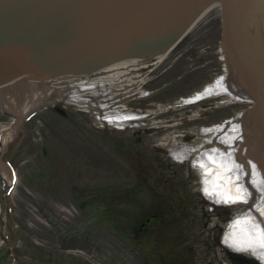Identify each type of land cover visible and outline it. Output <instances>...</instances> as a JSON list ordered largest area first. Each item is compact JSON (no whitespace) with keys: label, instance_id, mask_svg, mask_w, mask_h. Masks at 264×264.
Wrapping results in <instances>:
<instances>
[{"label":"rangeland","instance_id":"obj_1","mask_svg":"<svg viewBox=\"0 0 264 264\" xmlns=\"http://www.w3.org/2000/svg\"><path fill=\"white\" fill-rule=\"evenodd\" d=\"M221 12V7L211 6L187 31L197 42L215 41L218 49L220 26L224 32ZM262 37L263 46V33ZM215 54L216 61L198 66H169L163 80L182 71L192 75L207 71L208 81L224 73L212 85L225 84L227 93L240 100L214 107L219 96L226 98L221 92L181 103L205 84L187 78L176 86L184 89V96L162 100L129 94L124 104L135 114L122 121L116 119L118 108L103 115L98 109L100 119L77 99L66 100L59 88L46 91L33 107L62 102L69 107L68 115L47 106L33 114L35 108L18 112L17 133L0 149V254H5L0 264H229L221 244L213 241L212 236L218 235L229 250L256 256L264 264L260 256H264V204L260 205L264 172L258 167L264 161L260 156L264 143L256 139L259 124L251 116L257 110L255 95L238 81V71L227 68L225 57L219 71V50ZM214 62L218 66L212 68ZM226 71L233 75L232 84ZM151 87L144 80L139 88ZM256 87L264 98V86L258 82ZM34 91L29 92L33 97ZM9 93L18 101L25 88L0 87V130L14 120V111L8 110ZM151 99L159 102L152 104ZM21 100L23 105L25 98ZM141 109L148 115L139 116ZM153 109L161 114L150 116L147 111ZM221 119L219 128L212 125ZM204 124L206 131L200 128ZM186 145L188 158L177 159L174 153L182 149L184 153ZM216 147L232 155L225 162L229 171L225 175H232L246 190L240 204L211 199L206 192L222 189L212 181L203 182L208 169L204 164L215 162L211 150L214 153ZM207 149L208 159L203 153ZM221 165L217 162V168ZM255 204L253 213L247 212ZM153 212L157 214L146 220ZM229 226L238 229L230 230L229 238L238 236L252 253L225 241Z\"/></svg>","mask_w":264,"mask_h":264},{"label":"water","instance_id":"obj_2","mask_svg":"<svg viewBox=\"0 0 264 264\" xmlns=\"http://www.w3.org/2000/svg\"><path fill=\"white\" fill-rule=\"evenodd\" d=\"M215 1L223 6L226 46L233 48L239 28L245 40L259 43L248 22L261 0H0V85L21 75L43 79L162 53ZM239 78L257 93V82L245 72ZM255 108L264 110L261 95Z\"/></svg>","mask_w":264,"mask_h":264},{"label":"bare ground","instance_id":"obj_3","mask_svg":"<svg viewBox=\"0 0 264 264\" xmlns=\"http://www.w3.org/2000/svg\"><path fill=\"white\" fill-rule=\"evenodd\" d=\"M261 2L262 0L260 1L258 7L256 8L253 16L249 18L250 22H248L249 25L252 27V30L254 31V33L256 32L255 35L258 36L259 43H256L255 41V43L253 44L252 42L254 41L248 42V40H245L244 36L241 34L242 29L239 28L240 24L234 27L233 21H232L231 22L232 24H230L231 25L230 27H233L234 29L237 27L239 28L237 32V37L239 39L237 38L236 41L234 39L230 40V43L233 46V48L231 46H230L231 48L228 46H225L223 52H224L225 60L227 62L226 65L229 70L236 71V67L238 64L239 68L237 69V71L239 74H236L238 77L237 78L238 81L240 79L239 77L241 76V73L245 72L247 74L249 81L253 82V84L258 81L261 85L264 86V63H263L264 62L263 61L264 60L263 58L264 57V45L263 46L261 45L263 42L262 33L264 35V5H263L264 3H261ZM211 6L221 7V11H223L222 2L215 1L205 10H203L200 14H202L204 11H206ZM221 13L223 15V12ZM195 19L192 21V23L195 21ZM192 23L183 32L181 37H183L185 32L188 30V28L192 26ZM222 25L224 26L223 16H222ZM245 43H247V45L242 50L244 51L242 54L243 57L238 58L237 51L239 50L240 45L245 44ZM171 47H169L167 50L163 51L162 53H158L154 56L143 55V56H134V57H126L122 59H117V60H114L112 62H109L107 64H104L98 68H95L87 72H83V71L82 72H69V73L53 75L51 77H47L43 79L39 77H33L32 75L27 74V75H21L20 77H16L4 83L3 85H0V87L12 85V86H15V88L16 87L21 88V89L22 87L25 88V95H20L22 98L23 97L25 98L23 105H20L22 103V100H21L22 98L20 99L18 97V101H17L16 100L17 97L15 98V96L9 93L10 96L7 98V101L9 103L10 108L8 110L11 109L14 111V120H12V122H10L9 124L5 123L3 128L0 130V149H2L3 146H5L7 142H9L17 133V121H18V116H19L18 112L20 111L23 112L24 110L35 108L33 107V105L36 103V101L42 100L43 96L46 94V91H48L49 89L50 90L53 88L63 89V87L65 89L67 88L65 85H68V84L70 88L64 94H67V96L70 98L69 100L73 102L77 99L81 105H84L85 107L90 109V111H95L97 115H99L98 118L100 119L103 118L99 114L98 109L102 110V108H105V107L107 108L105 110L106 112H112L113 109L118 108L116 119H118L119 121L130 118L129 115L132 116V112L133 114H135L134 111L132 110L130 111L126 104L124 103L121 104L120 99L124 98L123 96L130 90L132 91L134 89L138 90V88L140 87L142 82L145 80V77L147 75L146 72L148 71L149 62L150 61L154 62L155 59L162 58V56L165 55ZM244 68H246V71L244 70ZM29 83L31 84L32 87L28 85ZM21 85L22 87H20ZM40 85H43L45 86V88H48V89L45 90V88H42V86L39 87ZM72 87L74 89L73 94H71V90H70ZM221 87L224 90L226 88V85L223 84ZM31 89L35 90L34 93H36L37 96L33 97V95H31L32 93H29ZM252 91H253V94L255 95L254 100L256 102L258 94L255 92V90H252ZM196 97H191V99L194 100V98L196 99ZM121 102H124V101H121ZM42 103L44 104V102ZM37 107H39V104ZM42 107H39L37 110L42 109ZM251 116L256 117L257 124H259V129H258L259 133L256 135V139L258 138V140L261 143H264V110L258 111L257 109L255 113L254 112L251 113ZM238 117L240 116L238 115ZM203 131H206V129H204ZM221 137L224 138V135ZM187 149H188V146L186 147V151L184 153H183L184 149L178 150L179 152L176 151L175 153L172 150V153H174L177 159L181 157L182 159L186 160V158H188ZM212 150H211V154L212 156L215 157V162H213L212 160L211 161L207 160V163L205 162L206 164L204 165H206L208 169H206L207 174L205 176L203 175V182L212 181L218 184V186L222 189L220 191H214L209 188L207 189L206 192L208 193V196L211 199H216L220 201L227 200V202L230 203V205L232 206L234 204L237 205L239 201H241L240 198H243L241 196H245L246 190L244 189L242 184H239L238 182L233 181L232 175L230 176L225 175L229 173L228 167L227 165H225V162L228 160L230 161L232 159V155L228 153L225 149L224 150L219 149L218 147L215 148L214 153H212ZM203 153H205L204 157L206 156V159H208V156H210L208 149L205 152L203 151ZM222 153L226 157L225 156L223 157ZM192 154L194 155L195 151H193V153L191 152V155ZM260 156L261 158L264 159V153ZM217 162L218 164L220 163V165L222 164L220 169L217 168ZM258 167L261 172H264V161H262V163L260 162ZM4 169H5V172H7V174L11 178L12 175L11 173L8 172L6 166L4 167ZM223 182H227V183L224 184ZM234 188H235V191H233ZM225 191L227 193L224 194L223 192ZM241 192L242 194H239ZM262 194L263 193L261 192L259 196H261ZM255 200L258 201L257 196H255ZM263 204L264 203L260 202L261 207L263 206ZM256 206L257 204H255V206L252 208L251 211H247V212L253 213L252 211L255 209ZM245 218L246 220H248L247 216ZM228 229L229 230L227 231V234L225 233L226 242H228L232 246H235L236 248L247 250L251 253L252 251H254L249 246L248 247L244 246L245 244H243V242H239V241H244V240H239L238 236L236 240H233V239L231 240V238H229L228 235H229L230 230H233V231L238 230L236 226H233V227L231 226V228L229 226ZM260 256L263 257L264 259L263 254H261Z\"/></svg>","mask_w":264,"mask_h":264},{"label":"flooded vegetation","instance_id":"obj_4","mask_svg":"<svg viewBox=\"0 0 264 264\" xmlns=\"http://www.w3.org/2000/svg\"><path fill=\"white\" fill-rule=\"evenodd\" d=\"M221 24V23H220ZM223 31H222V26H220V37L218 39V49L215 48V44L216 42H207L206 40L205 41H196L194 40V36H192V32L189 30L187 32H185V34L183 35V37H180L176 42L175 44L169 49V51L162 56V58H158V59H155L154 62H149V67H148V71L146 72L147 73V77L145 78V81L146 82H149V84H153L154 87H151V88H148V90H144L143 88H138V90H130L129 92H127L123 97L124 98H119L120 99V103H124V102H121V101H125L129 94L132 96V94H135V96H143V95H149V97H156V98H159V99H165V100H168L169 97H172V96H175V95H180V96H184L182 95V93H184V89L180 90V88H176V86L183 80L185 81V79H189L190 81H193V80H197L198 82H195V84H199V83H205L204 84V87L201 88V90H198V91H195L193 92L190 96H189V100H188V97H183L181 99V103H185V102H194V101H198L202 98H207L208 96H217L219 95L221 92H223V94L226 95V98L225 100L219 96L220 98L217 99L216 103L214 104V107H218L220 104H222L223 102H234V101H237V100H240V97L239 96H236L235 95H231L230 93H227L229 92L228 90L226 91L225 89L223 90L222 87L219 85V84H216V85H212V82H214L217 78H222V75L224 74H220L219 76L215 75L212 77V79L210 81H208V75L209 73L207 71H202L200 73L198 72H195L194 75L192 74H184L185 71H182V72H177V73H171V76L168 80H163V77L165 76V69L168 68L169 66H172L174 64H178V65H193L192 67L194 66H198L200 64H204L206 62H212V61H216V54H215V51L219 50V57L221 58L220 59V70L219 71H222L223 68H224V63L223 62V59H224V56L222 55L223 53ZM238 58H240L238 55H237ZM152 63V64H151ZM151 64V65H150ZM212 66V68H215L216 66H218V63H210ZM152 66V67H151ZM151 67V68H150ZM142 68V67H141ZM233 68V67H232ZM238 64H237V67H236V71L237 72V69H238ZM150 70V71H149ZM213 71H216V70H212ZM226 74H227V77L228 78V83L232 84L234 81V78H233V75H231V73L229 71H226ZM198 76V77H197ZM227 79V78H226ZM207 80V81H206ZM213 80V81H212ZM231 80V82H230ZM189 81V82H190ZM211 82V83H210ZM209 83L211 85H209ZM193 84V83H192ZM194 85V84H193ZM208 85L210 87H208ZM149 86V85H148ZM206 86V87H205ZM142 87V86H141ZM221 87V88H220ZM232 86L230 85H227V88L230 89ZM70 88L67 87L64 89H59V93L60 94H63V97H65L66 100L70 99L67 94H64L68 89ZM233 89V87H232ZM250 89V88H249ZM71 90V94H73V87L70 89ZM143 90V91H142ZM141 91V92H140ZM173 91V92H172ZM249 95H252L253 94V91L250 89L251 92H249L248 90H246ZM172 92V93H171ZM140 94V95H139ZM126 96V97H125ZM197 96V97H196ZM191 97H196V99L194 98L191 99ZM222 98V99H221ZM150 101H153L152 104H155V103H158L159 101H157V99H151ZM49 107L51 109H53L54 111H56L57 113L59 112L60 115L62 116H66L68 115L69 111V107L68 105L62 103V102H57V101H49L46 105H44L42 108L44 107ZM87 110L90 111V109H88L86 107ZM107 108H102V113L104 111V113L106 112ZM142 110V109H141ZM149 113L150 116H156L157 114L160 115L161 114V111H155L153 109V111H147ZM146 112V113H147ZM236 113V112H235ZM234 113V114H235ZM156 114V115H155ZM234 114H232L234 116ZM102 115V114H101ZM138 115L139 116H142V115H148V114H145L144 110L138 112ZM235 117V116H234ZM233 118V117H232ZM225 119V118H224ZM224 119H221V120H218V121H213L212 122V125L216 126L217 125V128H219L222 124H223V120ZM109 123H112V124H115L116 127L117 126V122L114 121H109ZM111 124V125H112ZM203 127V128H202ZM202 127H200L202 129V131L204 129L207 128V125L204 124ZM111 128V127H110ZM155 128H156V125H155ZM153 128V129H155ZM157 213H151L149 216H147L146 220H150L154 215H156ZM145 225V221H143L141 223V225L139 226L140 229H142ZM213 237V241L216 242V245L217 244H221V246L223 247V251H224V257L226 259V261L229 263V264H263L261 261V259H259L258 257L256 256H246V255H239V254H236L234 251L232 250H229L225 245H223L224 243L222 242V239L220 237V235L218 236H212ZM241 254V253H240Z\"/></svg>","mask_w":264,"mask_h":264},{"label":"trees","instance_id":"obj_5","mask_svg":"<svg viewBox=\"0 0 264 264\" xmlns=\"http://www.w3.org/2000/svg\"><path fill=\"white\" fill-rule=\"evenodd\" d=\"M1 249V247H0ZM5 256V254H0V259H2Z\"/></svg>","mask_w":264,"mask_h":264},{"label":"built area","instance_id":"obj_6","mask_svg":"<svg viewBox=\"0 0 264 264\" xmlns=\"http://www.w3.org/2000/svg\"><path fill=\"white\" fill-rule=\"evenodd\" d=\"M66 87H69V84L68 85H65Z\"/></svg>","mask_w":264,"mask_h":264}]
</instances>
